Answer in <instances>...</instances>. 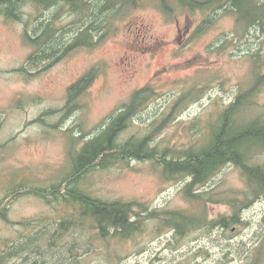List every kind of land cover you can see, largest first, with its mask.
<instances>
[{
	"label": "trees",
	"instance_id": "trees-1",
	"mask_svg": "<svg viewBox=\"0 0 264 264\" xmlns=\"http://www.w3.org/2000/svg\"><path fill=\"white\" fill-rule=\"evenodd\" d=\"M142 1L0 0V14L19 19L24 24L25 40L33 46L17 70L33 75L50 68L74 49L96 46L113 29L111 26L116 19ZM156 1L162 12L169 16L176 11L203 14L197 32L211 25L210 14L215 11L230 14L235 22L234 36L241 38L252 34L258 41L257 48L249 47V82L238 87L228 103L210 113L202 130L203 143L195 145L191 142L184 147L161 144L156 139L189 104L203 98L212 84H193L180 90L171 100L168 99L166 109L148 125L139 126L136 132L122 137L134 117L142 118L143 110L157 94L149 84L134 90L119 111L112 113L101 130L80 147L78 158L81 163L74 165L61 183L48 190L15 185L5 191L0 199V216L8 212L15 198L27 193L45 199L51 196L60 198L68 203L69 210L55 218L42 216L16 222L6 219L4 225L16 224L19 229L13 238L1 240L0 264H90L88 257L92 254L98 260L91 264H118L125 255L121 250H113L111 245L114 242L111 241L131 240L146 229L150 219L159 232L171 233L164 246L173 255L168 264H191V260L197 258L207 260L212 256L210 249L218 247H221V254L211 264H264V238L257 235L259 226L247 240L236 236L242 224L245 227L250 225L243 216L244 210L255 201L264 199V102L260 103L258 98L264 87V0ZM27 7L30 9L25 10ZM54 7L59 10L43 20L44 10ZM88 21L92 24L86 23ZM229 43L233 41L223 38L208 48L221 53ZM94 73V70L85 72L67 88L62 120L80 107L77 98L90 85ZM196 122L192 120L187 128L192 130L198 124ZM99 150H110L112 154L102 155ZM146 159L159 164L166 178L185 181L183 195L191 208L150 210L139 200H100L97 197L74 201L71 188L67 189V185L94 168ZM226 168L238 173L242 187L221 189V181L213 184ZM216 203L223 210L211 216L210 205ZM259 223L264 231V216ZM69 229L77 231L74 237L80 246L88 245L78 255L70 252L69 243L72 242L67 239L59 243L66 247L63 253L50 248V241L58 239V232ZM190 234H196L195 239H206L208 244L192 248L185 241ZM237 254L242 257L236 258ZM154 258L161 257L156 255Z\"/></svg>",
	"mask_w": 264,
	"mask_h": 264
},
{
	"label": "rangeland",
	"instance_id": "rangeland-1",
	"mask_svg": "<svg viewBox=\"0 0 264 264\" xmlns=\"http://www.w3.org/2000/svg\"><path fill=\"white\" fill-rule=\"evenodd\" d=\"M57 10L56 7L44 10L43 20L54 16ZM203 17L200 12L180 11L167 16L160 10L158 1L143 0L116 19L113 29L96 46L74 49L50 68L23 76L15 69L32 50L23 39L24 25L19 19L7 21L0 16V144L11 138L0 147V197L15 185L47 190L52 184L62 182L73 166L81 163L78 153L84 142L101 130L134 90L147 84L157 94L143 110L142 118L134 117L121 136H129L139 126L148 125L180 90L209 82L212 87L204 97L189 104L156 139L174 147L191 142L198 145L204 138L202 130L210 113L228 103L237 88L249 82V47H258L252 34L234 36V18L221 10L210 14L212 22L208 28L197 32L196 26ZM223 38L233 41L223 52L208 48ZM88 70L95 73L90 85L77 98L80 107L62 121V113L57 110L65 103L67 88ZM258 98L260 103L264 102V87ZM192 120L198 124L189 130ZM58 121L62 122L58 127H50ZM166 177L153 160H130L91 171L84 181L75 184L100 200L136 199L149 205L150 210L191 208L183 195L185 181ZM219 181L221 189L243 186L238 173L230 168L224 169L213 184ZM68 210V203L52 196L45 199L27 193L15 198L8 212L0 216V246L3 238H13L19 229L16 224L13 228L6 227V219L16 222L42 216L55 218ZM222 210L218 203L210 205L211 216ZM243 216L250 225L242 224L237 239H249L256 226H259L257 235L264 238L259 223L264 216V199L247 207ZM170 235L166 230L159 232L150 219L143 234L128 241H111L114 242L111 246L125 255L118 264H168L173 255L164 246ZM194 236L190 234L185 240L192 248L208 244L206 239ZM210 251L211 258L193 259L191 264H211L221 254L219 247ZM156 255L161 258L155 259ZM88 259L90 264L98 260L93 254Z\"/></svg>",
	"mask_w": 264,
	"mask_h": 264
},
{
	"label": "bare ground",
	"instance_id": "bare-ground-1",
	"mask_svg": "<svg viewBox=\"0 0 264 264\" xmlns=\"http://www.w3.org/2000/svg\"><path fill=\"white\" fill-rule=\"evenodd\" d=\"M43 16L45 17L46 15H43ZM15 70L18 71L17 69H15ZM99 152L102 155H107V156L110 155V153H111L110 150H103V151L99 150ZM97 169H99V168H94V169H92V171H95ZM169 174H170V172H169ZM77 181H79V182L84 181V177L81 176L76 181L72 182V188L70 190V193H71L72 199L74 201H81L82 202V201H86L87 199H91L92 197H94L93 195H89V194L83 192L81 189H78L77 185L75 184ZM0 199H1V197H0ZM106 223H107V221H106ZM6 227L13 228V225H8V226L6 225ZM144 231H142L140 234H143ZM76 232L77 231L74 229H69L68 231H59L58 232V239L56 238L55 240L50 241V248H52L54 250H60L63 253L64 249L66 250V247H63V245L62 244L60 245L59 243L61 240L67 239V240L72 242V243H69V245L72 247L70 252L74 253L75 255L82 253L84 251V248L82 246H80L79 243L76 241V239L74 237ZM57 247H58V249H57ZM0 249H2V247H0ZM70 252H67V255H69ZM33 261H35V260L33 259Z\"/></svg>",
	"mask_w": 264,
	"mask_h": 264
}]
</instances>
